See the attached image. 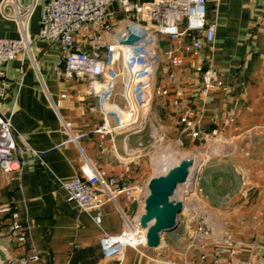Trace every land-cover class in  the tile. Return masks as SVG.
<instances>
[{"label": "crops", "instance_id": "1", "mask_svg": "<svg viewBox=\"0 0 264 264\" xmlns=\"http://www.w3.org/2000/svg\"><path fill=\"white\" fill-rule=\"evenodd\" d=\"M147 2L149 0H129ZM46 0H0V38H19L25 31L36 38ZM30 8L25 26L13 17L16 8ZM124 14L118 1L107 10V24L119 26ZM206 21H215L212 42L194 48L189 37L174 41L160 36L159 60L151 82L150 98L140 131L91 132L102 122L97 96L89 80L65 79L53 70L59 59L57 44L37 40L33 56L23 53L7 62L2 79L10 83L0 94V110L11 116L18 143L25 141L41 150L19 171L0 170V261L2 264H70L75 249L98 247L102 233L118 234L124 227L121 211L128 217L140 213L139 205L124 194L100 207L101 221L95 223V209L81 211L66 199L60 181L80 173L87 159L102 178L115 177L122 183L138 182L144 175V161L130 148L146 128L155 139L191 143L201 133L256 135L264 146V0H206ZM75 48L99 54L111 36L102 28L87 24L73 33ZM164 44L162 48L161 44ZM216 71L209 83L203 80L207 68ZM122 80L115 84L110 103L122 106ZM116 113L107 117L116 124ZM90 132L77 144L63 143L67 132ZM242 187L245 211L218 233L202 234L198 251L177 249L174 234L166 232L155 248L126 246L121 260L103 258L93 264H193L199 255L214 254L220 261L233 256L259 264L264 257V152L252 155ZM151 178V177H150ZM101 196L96 194L95 199ZM248 203V204H247ZM247 206L245 207V205ZM13 226L14 233L8 231ZM169 233V234H167ZM37 258L31 259V256Z\"/></svg>", "mask_w": 264, "mask_h": 264}, {"label": "built area", "instance_id": "2", "mask_svg": "<svg viewBox=\"0 0 264 264\" xmlns=\"http://www.w3.org/2000/svg\"><path fill=\"white\" fill-rule=\"evenodd\" d=\"M118 1L124 17L119 26L107 24V10L111 3ZM206 0H149L147 2H130L129 0H46L41 16L40 29L36 38H31L24 31L19 38H0V66L18 58L23 53L30 54L34 64L38 60L33 56L39 52L33 48L37 40L57 44L59 59L53 70L65 79L84 78L89 80L91 92L97 96V109L102 122L91 132L112 133L115 131L136 132L143 128L148 100L151 92V82L159 60V37L170 40H180L187 36L194 48H202L203 41L210 43L215 36L216 22L206 21ZM30 8L17 7L13 13L14 19L25 26L30 15ZM184 21V23H183ZM142 34L135 44H120L119 39L126 34L125 24ZM91 24L94 29L102 28L111 36L105 46V54H99V45L94 44V51L88 53L75 48L73 33ZM203 32V41L194 34ZM4 69H0V94L10 85L2 79ZM203 80L211 82L216 77V71L209 67L203 72ZM122 80L120 95L123 105L110 103L117 79ZM116 113V124L111 126L108 115ZM126 114V115H124ZM90 132H67L63 143L78 141ZM41 150L32 148L25 141L18 143L13 132L10 115H4L0 110V170L19 171L31 159H40ZM60 186L66 191V199L75 202L84 212L96 210L93 216L99 224L101 215L99 207L106 201H115L119 194H124L129 202L141 205L146 195V184L139 182L122 183L115 177L102 178L98 170L85 159L80 166V173L75 177L60 181ZM96 194L101 198L96 200ZM0 208V211L8 210ZM124 227L118 234L102 233L99 237V247L103 258L121 260L126 246H145L143 233L136 214L132 217L121 211ZM13 226L8 231L14 233ZM134 234L136 239H131ZM37 255L31 256V259ZM202 253L199 260L193 264H256L252 260L227 257L220 261L214 254L210 261ZM0 264L2 262L0 261ZM259 264H264V257Z\"/></svg>", "mask_w": 264, "mask_h": 264}, {"label": "rangeland", "instance_id": "3", "mask_svg": "<svg viewBox=\"0 0 264 264\" xmlns=\"http://www.w3.org/2000/svg\"><path fill=\"white\" fill-rule=\"evenodd\" d=\"M161 46L163 48L164 44ZM258 138L250 134L233 136L214 132L209 136L199 133L191 143L183 140L181 143L156 140L151 129L146 128L139 140L132 141L130 148L134 152L131 155L144 161V175L138 181L143 185L150 177L165 171L162 154L173 159L191 157L194 161L189 180L175 192V196L184 201L178 225L171 232L177 249L198 251L202 247V234L216 235L219 228L243 214L245 193L241 191L247 185L250 157L264 152V146L257 143ZM139 206L142 210L143 206ZM142 233L144 240L145 231Z\"/></svg>", "mask_w": 264, "mask_h": 264}, {"label": "water", "instance_id": "4", "mask_svg": "<svg viewBox=\"0 0 264 264\" xmlns=\"http://www.w3.org/2000/svg\"><path fill=\"white\" fill-rule=\"evenodd\" d=\"M124 29L126 34L119 39L120 44H135L142 37L129 23L125 24ZM193 162L191 157L181 158L175 165L147 181L143 211L137 216L140 227L145 229L146 247L159 246L162 235L176 229L184 201L177 198L175 192L178 186L186 182Z\"/></svg>", "mask_w": 264, "mask_h": 264}, {"label": "trees", "instance_id": "5", "mask_svg": "<svg viewBox=\"0 0 264 264\" xmlns=\"http://www.w3.org/2000/svg\"><path fill=\"white\" fill-rule=\"evenodd\" d=\"M100 247L75 249L70 258V264H93L101 257Z\"/></svg>", "mask_w": 264, "mask_h": 264}, {"label": "bare ground", "instance_id": "6", "mask_svg": "<svg viewBox=\"0 0 264 264\" xmlns=\"http://www.w3.org/2000/svg\"><path fill=\"white\" fill-rule=\"evenodd\" d=\"M124 115H126V114H124ZM168 156V157H167ZM167 156H165V155H163L162 154V156H161V160H162V164H163V162H164V167H163V169L164 170H166V169H168L169 167H171V166H173V165H175L181 158H183V157H179V158H171V157H169V155H167ZM160 160V159H159ZM190 170H191V168H190ZM189 176H190V172H189ZM189 176L187 177V180H189ZM186 180V181H187ZM146 193H147V190H146ZM142 206H143V202H142ZM142 211H143V209L140 211V213L139 214H141L142 213ZM142 230H144L145 231V229H143L142 228ZM131 239H136L135 238V236H134V234H131ZM144 238H145V236H144Z\"/></svg>", "mask_w": 264, "mask_h": 264}]
</instances>
